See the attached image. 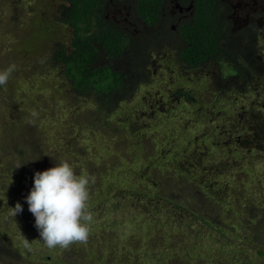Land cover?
Masks as SVG:
<instances>
[{"label": "rangeland", "instance_id": "obj_1", "mask_svg": "<svg viewBox=\"0 0 264 264\" xmlns=\"http://www.w3.org/2000/svg\"><path fill=\"white\" fill-rule=\"evenodd\" d=\"M59 3L0 0V71L16 65L0 86V264H263L242 222L246 207L264 206V73L238 91H219L215 66L191 69L179 58L184 36L161 34L146 61L151 75L119 104L108 128L100 113L84 116L95 104L69 95L57 78L63 65L44 74L57 42L70 45L69 26L42 34L57 21ZM258 48L264 55V37ZM61 161L95 177L93 222L87 243L49 249L25 198L34 173ZM171 188L183 190L175 200L192 193V207L162 197ZM211 191L220 193L219 204L192 211ZM16 203L23 211L12 217Z\"/></svg>", "mask_w": 264, "mask_h": 264}, {"label": "trees", "instance_id": "obj_2", "mask_svg": "<svg viewBox=\"0 0 264 264\" xmlns=\"http://www.w3.org/2000/svg\"><path fill=\"white\" fill-rule=\"evenodd\" d=\"M117 1L124 5L131 1L130 5L133 8L131 15L134 16L135 21L138 18L137 27L142 29L143 33L138 32L133 35L129 30L115 25L109 16L106 17L111 3ZM166 1L60 0L56 15L57 21H49L46 27L43 26L42 34L44 29L51 35L54 27L69 26L71 28L70 45L66 47L64 42H57L50 55L51 58L43 62L44 74L55 72L58 63L63 65L62 72L59 73L60 75L57 74V78L68 89L69 95L73 93L76 97L83 99L90 96L95 104L92 112L84 116H89L88 119H90L95 112L100 113L101 116L97 115L98 118L108 128L112 126L109 118L118 110L119 104L134 92L138 84L143 83L151 75L152 70L146 61L153 50L151 44L155 43L156 38L161 34L172 35L176 40L184 36L185 43L183 41L182 44L180 43L178 51H180V60L188 66L195 67L203 62L211 61L217 63L219 75L215 79H222L216 82L215 89L219 91L220 89L227 92L232 89L238 91V88L248 84L253 76H262L261 73H264L263 54L262 63L256 58L254 63L249 64L239 54V48L235 51L226 48L224 44L221 45L222 41L229 45L242 44L245 36L242 31L233 28L232 19L229 17L231 11L225 5L223 6V0H192L195 8L192 19L182 20L177 26L178 33L170 28V22L173 19L169 13L165 12ZM178 1L184 4L189 0ZM260 2L261 5L264 4V0ZM248 4L244 13L251 14V3L248 2ZM261 9H263L262 13L256 11L257 13L252 14L255 21L259 18L258 23L264 20V7L260 8V11ZM259 31L260 25L258 24L253 32L260 36ZM147 34L151 35L149 40L146 38ZM256 44L259 43L256 41ZM33 61L38 62V59ZM127 126L131 128L132 124H127ZM111 130H117V128L114 127ZM47 169L48 167H45V170ZM194 183L195 186L202 185L205 190H212L211 186L204 183ZM182 191L171 188L169 193L162 197L171 203H177L176 207H184L186 201L189 203V208L192 207L194 203L191 200L192 193L189 191L188 197L184 191V198L174 199L177 194L182 195ZM211 197H198L197 200L199 199L200 202L197 205L201 208L196 209L195 207L192 211L199 212L201 209H208V203H214L217 206L221 200L220 193ZM240 211L242 207L239 210L236 209L234 219H238L237 215L241 214ZM210 214L206 213V215ZM194 216L206 224L219 227V230L227 226V224L226 226L220 225L222 220L218 216L214 217L212 222L206 220L202 214ZM242 223L246 224V230L249 234L251 233L253 241L258 246L257 254L264 255V206L246 207L245 221ZM232 224L235 230L239 226L237 223ZM186 250H188L187 254L192 255L194 249L189 247Z\"/></svg>", "mask_w": 264, "mask_h": 264}, {"label": "clouds", "instance_id": "obj_3", "mask_svg": "<svg viewBox=\"0 0 264 264\" xmlns=\"http://www.w3.org/2000/svg\"><path fill=\"white\" fill-rule=\"evenodd\" d=\"M15 70L16 65L12 64L0 71V86L8 83ZM30 115L36 118L39 113L32 110ZM90 183H95L94 176L77 175L67 161L34 173L33 187L25 199L28 211L35 218L40 240L47 248L67 249L74 243H87L93 222L88 206ZM9 209L12 217L23 211L20 203ZM29 244L24 238V246L27 248Z\"/></svg>", "mask_w": 264, "mask_h": 264}, {"label": "flooded vegetation", "instance_id": "obj_4", "mask_svg": "<svg viewBox=\"0 0 264 264\" xmlns=\"http://www.w3.org/2000/svg\"><path fill=\"white\" fill-rule=\"evenodd\" d=\"M223 2V6L225 5L227 9L231 11L229 17L232 19L231 22L233 23V28L238 29L240 32L242 31L245 36L243 37L242 44L237 45L235 43L229 45L226 44L225 41H222L221 45L223 46L224 44L226 48H231L235 51L237 50V48H239V54H241L244 61H248L249 64L254 63L256 58H258L259 62L262 63L263 55L259 51L256 41L259 43V38L261 40V38L264 37V20L261 23H258L259 18L257 21H255V17L252 14L257 12L262 13L263 9H261L260 11V8L264 7V4L261 5L260 0H223ZM248 2L251 3V14H249V12L244 13V9L249 6ZM194 9L195 8L192 0L184 2V4L180 3L178 0H167L165 12H168L173 19L170 23L171 30L178 33V24H180L182 20L192 19ZM131 13V5L126 6L123 3H118L117 1L116 3H111V7L107 10L106 17L109 16L110 19L114 21L115 25H120L121 28L129 30L133 35H136L138 32H140V34L143 33L142 29H139L137 27V23ZM258 24L260 25V36L253 32L254 29H257ZM179 38L182 40L181 37ZM182 41L185 43V40ZM212 62L213 61L208 63L203 62L195 67H189L195 70L200 67H203L202 69H205L210 65H213L217 69H219L218 64Z\"/></svg>", "mask_w": 264, "mask_h": 264}]
</instances>
